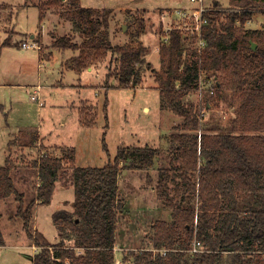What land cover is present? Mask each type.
Masks as SVG:
<instances>
[{
  "label": "trees",
  "instance_id": "1",
  "mask_svg": "<svg viewBox=\"0 0 264 264\" xmlns=\"http://www.w3.org/2000/svg\"><path fill=\"white\" fill-rule=\"evenodd\" d=\"M40 4L41 9L67 6L80 40L54 36L51 46L78 51L69 68L81 73L104 62L105 85L113 77L117 87H136L142 68L149 69L161 108L180 119L168 135V158L157 165L155 177L146 173L147 184L153 185L159 206L169 211L170 219L153 221L152 247L129 250L132 264H264V27L244 26L254 12L264 14V0H228L223 19L212 12L203 28L206 45L200 52L179 30H170L168 40L159 44L158 68L146 60L147 48L138 38L144 31L142 18L134 17L128 42L114 44L108 30L111 7L81 6L79 0H41ZM7 44L17 46L9 40L1 46ZM200 74L214 77V93L200 91L201 104L196 106L187 97L198 91ZM221 100L233 112L228 121L202 123L203 106L216 107ZM106 110L105 98V119ZM86 114L80 109L79 120L91 127L96 118L87 119ZM36 139L34 132L30 144ZM102 145L108 152L104 137ZM58 149L60 153L45 151L33 161L37 182L28 199L15 184L12 158L6 155L0 165V201L14 196L15 214L37 248L30 263L114 264L115 231L123 205L118 177L123 169L152 172L149 168L160 150L148 144L118 146L113 158L107 153L103 166H77L75 149ZM67 168L74 186L73 208L52 213L59 231L53 243L34 229L33 209L50 202ZM1 216L0 212V221ZM4 244L0 228V246Z\"/></svg>",
  "mask_w": 264,
  "mask_h": 264
},
{
  "label": "rangeland",
  "instance_id": "2",
  "mask_svg": "<svg viewBox=\"0 0 264 264\" xmlns=\"http://www.w3.org/2000/svg\"><path fill=\"white\" fill-rule=\"evenodd\" d=\"M204 1L207 4L216 2L219 7L229 6L228 0ZM40 3L41 0H0V45L4 40H9L11 43L16 42L18 46L13 44L0 46V84H15L0 87V102L6 108L10 107L12 101L18 103L12 107L13 113L8 120L9 127L6 125L5 113L0 110V165L4 163L6 155L12 158L15 164L12 176L17 189L24 192L26 199L33 195L37 182L33 161L45 151L50 154L60 153L58 145L75 149L74 162L77 166H103L108 159L107 153L109 158H113L118 146L148 144L160 150L157 164L167 159L170 147L168 135L170 131L172 133L176 130L175 125L179 123V117L161 108L162 101L158 90L152 86L154 76L149 69L142 68L144 66L141 68L145 72V80L140 85L117 87V80L113 77L108 80L107 86L105 85L104 62L98 63V67L92 71L84 70L78 80L79 75L72 72H65L63 77L57 75V70L54 69L59 66L58 60L54 62L51 71L46 70L43 73L50 80L49 85L45 86L47 84L43 82L44 77L37 76V50L40 57L50 60L49 48L52 37L71 35L73 38L76 37L75 41H79L80 37L76 32H72L74 30L67 15L69 11L66 5H60L57 9L45 5L41 9ZM187 4L188 0H81L82 6L112 8L109 26L116 29L111 39L114 44L128 42L134 17L142 18L145 33L141 37L148 46L145 57L154 65H158L157 47L159 48L161 36L168 27V22L165 23L162 16L166 11L165 20L169 21L168 15L172 9ZM258 14L262 17L255 18L252 15L245 23V28L264 27V14ZM172 16H175L173 12ZM30 33H37L35 37L37 41H34L37 50L21 47L23 41H29ZM13 71L18 73L13 74ZM57 79L62 80V85H51L56 83ZM68 83L87 85L71 86ZM36 84L43 85V94L41 95L40 88L39 98L32 100L30 97L32 91L36 89ZM201 96L202 94L196 91L189 94L187 99L200 106ZM105 98L107 119L102 111ZM144 105H147L149 110H144ZM207 105L203 106L201 111L202 123H226L233 114L230 106L222 100L216 107ZM80 109L85 110L87 119L96 118L93 126L81 124L78 113ZM34 132L39 136L37 134L35 142L30 144ZM102 137L108 152L103 149ZM8 141H12V144L8 145ZM144 173L141 184L148 188L144 177L148 173L147 170H144ZM70 175L71 169L67 168L56 183L50 202L40 203L35 209L34 229L53 243L59 239V231L53 223L51 213L61 208L70 210L73 208L74 186ZM124 181L120 178L118 186V197L123 201L118 222L121 223L120 228L126 229L124 227L128 226V223L134 227L136 219L130 216L128 211L134 205L141 204L142 193L139 189V180L129 182L127 188ZM143 195L150 199L149 194ZM16 206L17 201L13 195L0 204L2 214L0 228L5 240V244L0 246V264H31L29 257L37 249L22 229L21 220L15 214ZM155 216L170 219L169 211L160 206ZM153 220L146 219L139 232L134 231V228L130 229L129 226L126 234L123 230L118 231L122 235L116 236L121 235L132 242L128 244L122 241L121 245L127 246L125 248L120 246L117 257H128L132 260L128 255L129 250L151 248L152 230L149 224L153 223Z\"/></svg>",
  "mask_w": 264,
  "mask_h": 264
},
{
  "label": "crops",
  "instance_id": "3",
  "mask_svg": "<svg viewBox=\"0 0 264 264\" xmlns=\"http://www.w3.org/2000/svg\"><path fill=\"white\" fill-rule=\"evenodd\" d=\"M79 2H80V5H81V0H79ZM82 6V5H81ZM259 12H255V15H254V13H253V17L255 16V18L257 17V16H261L262 17V15H259L258 14ZM39 20H40V18H39ZM256 21H258V20H256ZM263 21H264V19H263ZM259 22H261V21H259ZM41 26H43V25H41ZM259 26H256L255 28H258ZM108 30H109V38H110V40L112 39V37L114 36V34H115V31H116V29L115 28H112L111 29V27L109 26V28H108ZM73 33L75 32V31H72ZM72 32H71V34H72ZM144 33L145 32H142L141 34H140V36L138 37L140 40H141V42L144 44V40H143V37H141V35H144ZM36 34L37 33H30L29 34V41L28 42H34V41H37V39L35 38L36 37ZM73 35V34H72ZM54 38L55 37H52V41L54 40ZM75 38L76 37H74L73 38V41H75ZM51 41V42H52ZM50 42V43H51ZM76 42H79V41H76ZM145 45V44H144ZM1 46V45H0ZM146 46V45H145ZM18 47V46H17ZM22 47V46H21ZM157 47V46H156ZM23 48V47H22ZM146 48L148 49V46H146ZM33 49H36L37 50V48H33ZM157 50H158V47H157ZM148 51V50H147ZM49 52H50V54H49V58H51L50 60H47V59H44V58H42V57H40V55H39V51L37 50V59H36V61H37V67H38V69H37V76H43L44 77V80H43V82H44V84L46 83L47 85H45V86H48L49 85V83H48V77H46L43 73H45V71L47 70V71H51L52 70V68H53V64H54V62L56 61V62H58V60H60L59 61V66L56 68V69H54V70H57L56 71V73H57V75H59L60 77H63L64 76V73L65 72H72V73H76L77 75H79V77H78V80L80 79V76H81V74L83 73V71H81V73H78L77 71H75L74 69H71V68H69L68 67V62H69V60L72 58V57H74L75 55H77V53H78V51L77 50H74V49H71V48H65V49H58V48H54L53 46H51V44H50V48H49ZM146 56V55H145ZM59 57H60V59H59ZM146 58V60L147 61H149L148 60V58L147 57H145ZM149 62H151V61H149ZM151 64L153 65V67L154 68H157V66H159V53H158V65H154L152 62H151ZM98 65L99 64H97V65H94V66H91V67H87L85 70L86 71H92V70H94L93 68H96V67H98ZM146 70V69H145ZM14 73H18V71H13V74ZM141 74H142V78H141V82L143 81V80H145V72H144V70L142 69L141 70ZM39 79H37V81H38ZM36 81V82H37ZM49 82H50V80H49ZM141 82H140V84H141ZM69 85H71V86H81V87H84V85H87V83H83V84H81V85H79V83L78 84H74V83H68ZM139 84V85H140ZM51 85H62V80L61 79H57L56 80V83H53V84H51ZM4 86H15V84H0V87H4ZM39 87H38V93H39V91H40V88H41V95L43 94V92H42V90L44 89V87H43V85H38ZM41 86V87H40ZM153 86V88H155L156 89V82L154 81V84L152 85ZM47 88H49V87H47ZM34 90H37V84H36V89H34ZM33 90V91H34ZM16 101H12L11 102V104H10V107L9 108H6L5 107V105L3 104V103H1L0 102V110L1 111H3L4 113H5V121H6V125H7V127H9V117L11 116V114L13 113V111H12V107H14L15 105H16ZM18 104V103H17ZM74 104H71V106H73ZM143 109L145 110V109H148L149 110V107L147 106V105H144L143 106ZM79 110V109H78ZM78 113H79V111H78ZM179 123H180V119H179ZM38 134V133H37ZM11 134H9V136H10ZM161 135V134H160ZM38 136H39V134H38ZM161 136H163V134L161 135ZM62 146V145H61ZM58 147H60L59 145H58ZM158 148V147H157ZM5 159V158H4ZM156 160H157V158H156ZM156 160H155V165L152 167V168H154V170L152 169V168H149L150 170H153V173L151 172V171H149L148 169H147V172L148 173H150L151 175H152V177H155V173H156V167H157V162H156ZM144 173V170H140V169H136V170H133V169H123L122 171H121V174L119 175V177H118V186H119V181H120V178H123L125 181H124V184L126 185V188H127V185L129 184V182H132V181H135V179H137V180H139V182H140V184H139V189H140V191H141V193H142V195H141V204L139 205H134L133 207H132V209H129V211H128V214L130 215V216H132V217H135V219H136V221H135V224H134V227L132 226V224H129L128 223V226L130 227V229H133L134 228V231H138L139 232V228L140 227H142L143 225H144V222H145V220L146 219H148V218H153L154 220L155 219H158V217L156 218V216H155V212H157V209H158V206H159V201L157 200V198H156V195H155V191H154V188H153V185H149L148 186V188H146V187H144V186H142V184H141V177L143 176L142 174ZM145 174V173H144ZM145 177V180L147 181V178H146V175L144 176ZM59 181V180H58ZM58 181L56 182V183H58ZM55 187H56V184H55ZM150 187V188H149ZM73 188V187H72ZM128 190V189H127ZM73 191H74V189H73ZM129 193V192H128ZM143 194H145V195H147V194H149L150 195V199H147V198H145L144 197V195ZM53 195V194H52ZM52 197V196H51ZM74 199V198H73ZM68 200V199H67ZM136 200V199H135ZM4 200H2V201H0V204H1V202H3ZM66 203H68V202H66ZM40 203H38V204H36L35 205V207H34V209H33V218H34V214H35V209H36V207L39 205ZM67 210H70V209H67ZM52 214V213H51ZM2 217V216H1ZM153 220V221H154ZM119 221V220H118ZM117 221V225H116V231H115V238H116V242H115V248H117V249H120V246H122V247H126L127 245H121V243H123L122 241H124V242H126V243H130V242H132V240H129V239H127V238H122L123 236H121L122 235V233H120V232H122V230H123V232H124V234H126V232H128L129 230L127 229L128 228V226H125L124 228H126V229H123V228H120V226H121V223H119ZM17 222V221H16ZM150 226L152 225V222L149 224ZM142 230H143V228H142ZM118 231H120V232H118ZM116 234H121V235H119V237H118V235L116 236ZM51 242H53V241H51ZM35 247V246H34ZM152 247V246H151ZM145 248H150V247H145Z\"/></svg>",
  "mask_w": 264,
  "mask_h": 264
},
{
  "label": "built area",
  "instance_id": "4",
  "mask_svg": "<svg viewBox=\"0 0 264 264\" xmlns=\"http://www.w3.org/2000/svg\"><path fill=\"white\" fill-rule=\"evenodd\" d=\"M228 7H219L215 2L213 4H207L204 0H188V4L182 7L172 9L169 16V21H166V11L162 16L164 22H168V27L165 28V33L161 36V40L167 41L170 30H179L185 39L191 41L190 44L194 45V48L200 52L206 45V39L203 36V28L209 22L210 15L213 13H219L221 19L224 18L225 12H228ZM172 12L175 16H172ZM23 48H35L34 42L21 43ZM214 77H205L204 74H200L198 78V91L207 92L209 94L214 93ZM38 85L37 90L32 91L31 99L37 100L38 96ZM196 242L194 245H198ZM120 249L114 247V264H132L131 259H123L117 257V252ZM195 251L196 248L194 247Z\"/></svg>",
  "mask_w": 264,
  "mask_h": 264
},
{
  "label": "water",
  "instance_id": "5",
  "mask_svg": "<svg viewBox=\"0 0 264 264\" xmlns=\"http://www.w3.org/2000/svg\"><path fill=\"white\" fill-rule=\"evenodd\" d=\"M215 3H216V2H215ZM255 45H256L255 42H252V43H251V47H252V48H254ZM207 107H208V105H207Z\"/></svg>",
  "mask_w": 264,
  "mask_h": 264
}]
</instances>
